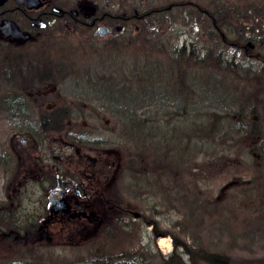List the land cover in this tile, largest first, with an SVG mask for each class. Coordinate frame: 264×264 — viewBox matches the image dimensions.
Here are the masks:
<instances>
[{"label": "rangeland", "instance_id": "374dc122", "mask_svg": "<svg viewBox=\"0 0 264 264\" xmlns=\"http://www.w3.org/2000/svg\"><path fill=\"white\" fill-rule=\"evenodd\" d=\"M94 1L57 0L56 4L65 8L75 6L76 2L80 6H90L94 4ZM105 1L114 2L116 6L123 5V9L126 11L137 7V12H142L148 7L168 2L184 3L190 0H100L99 3L102 7H105ZM191 1L203 7L205 5L208 7V3L212 1L231 2L239 13L247 12L248 8L252 7L264 10V0ZM170 13L175 31L178 32L182 29L196 36L201 33L200 20L197 18L201 15L200 13H191L189 8L183 12L174 10ZM187 13L189 14L187 15ZM190 14L191 16H189ZM186 17L192 20L191 26L180 20L186 19ZM194 20L197 21L194 22ZM143 25H145L144 30L139 32V35L143 36V43L149 39L151 41L159 39V41L170 43L168 39L171 36L163 33L158 36L153 35L154 27L147 28L145 22ZM166 26H160V30ZM89 34L86 27L82 26L58 41L45 44L50 57L57 50L64 54V62L72 70L70 74H67L66 82L75 83L77 88L80 84L95 82L98 76L116 81L123 69L127 70L132 66V63H136L142 57L143 44L141 45V42L135 47L129 43L114 45L108 43L107 40L96 42ZM129 36L128 33H125L126 38ZM185 38L188 44V41L191 40L189 35L180 36L178 44H181ZM150 52L151 50L146 54L151 55ZM154 56L157 60L159 59L156 61V64H159L162 56L157 53ZM173 66L175 69L171 68L170 70V75L173 78L166 80L167 83H163L165 84L163 87L166 88L167 85L170 92L174 89L172 82L175 81L180 65L174 63ZM181 67L183 68V64ZM182 70L189 71L187 67ZM195 72L200 74L198 69ZM231 72L221 71L219 78L222 80L217 86L218 91L216 89L218 96L223 98V101H219L220 105L227 106L228 111L226 112L234 124L232 139L228 143H224L225 147H221L225 152L222 160L208 162L204 159L196 160L193 163L189 157L184 155L175 156V152H173L175 147L183 145L179 144L181 142H176L177 136H171L174 144L170 143V147L167 146V143L165 146L160 144L163 137L155 141L158 143L156 145L153 139H150L151 130L146 133L141 128L140 132L143 137L140 141L135 140L129 136V129L124 127L123 123L120 124V116L117 115H113L111 118L106 115L100 117L98 121H93L94 123L89 122L94 125L93 129L97 130L96 138L105 141L106 147L112 150V154L117 159H121L124 164L127 161L126 168L132 178L138 180L140 177L143 178L144 186L141 190L144 191L149 205L157 204L155 208L146 209L140 206L137 209L142 212L143 220H148L153 227L152 229L151 225H146L147 231L151 229L153 231L151 238H148L145 233L141 236V233L136 230L127 233L123 226L115 222L108 226H101L96 230L78 231L73 235L61 231L53 237V244L44 246H32L28 237L21 241L17 239L14 243L13 236L5 234L0 238V264H91L92 261L108 256L110 258L113 256L115 258H131L136 261V264H213L206 260L211 255L226 260V264H264V84H257L256 80L250 79L251 77L249 78L251 83L239 81L236 75ZM141 73H143L142 69L140 75H143ZM187 76H189L188 72ZM152 77L151 73L150 78ZM200 82L202 87L206 85L202 81L197 82V92H195L198 94L195 96L198 99L197 103L202 100ZM146 83L140 80L141 85ZM114 89L116 88L114 87ZM202 89L205 91L204 87ZM258 89L262 91L258 92ZM6 90L5 85H0V95L4 94ZM121 96L123 100L130 98L125 91ZM166 101L168 102L167 99ZM175 102H177L175 104L178 105V108H181L178 111L180 114H184V108L192 111L190 102L184 104L178 103L179 101ZM105 103L103 97V104ZM111 104L114 106L113 103ZM194 107H200V103ZM241 109L243 110L241 111ZM239 111L243 114L241 117H238ZM157 113L162 114L163 111ZM148 114H152V110ZM154 116L152 118L155 120L158 116ZM7 117L0 118L1 122L6 123ZM176 118H179L180 123L177 122L179 128L176 127L175 132L182 134L184 128L181 126L185 125L184 118L179 116L174 120ZM106 120L109 122L108 126L105 123ZM174 120L172 121L176 124ZM74 123L77 126V132H79L80 119ZM162 123L165 125L167 122L163 119L159 126ZM239 123L247 125L248 128H241ZM157 129L156 127L155 132L158 134ZM10 135L11 132L8 131L7 125L0 124V144H7ZM196 145L200 147V145ZM164 151L169 153L166 157H161ZM151 154L153 159L147 157ZM140 155L143 158H139L138 163L136 158ZM0 162H3L1 158ZM155 163L159 164V172L149 173L150 167ZM140 165H143L145 171L149 170V172L141 174L140 170L139 173H135L138 170L135 171L133 166L140 168ZM2 168L0 165V185H7L11 165H5ZM1 177L5 180H2ZM192 197H196V202L192 201ZM2 199L0 193L1 203H3ZM38 210L39 208H0V234L2 231H6L2 227L9 224L8 220H26L25 215L35 216ZM25 230L27 231L28 228ZM162 239L164 243H161ZM201 253L207 258L197 256Z\"/></svg>", "mask_w": 264, "mask_h": 264}, {"label": "flooded vegetation", "instance_id": "af4514ba", "mask_svg": "<svg viewBox=\"0 0 264 264\" xmlns=\"http://www.w3.org/2000/svg\"><path fill=\"white\" fill-rule=\"evenodd\" d=\"M99 2L95 0L87 9L78 2L73 7H60L57 0H45L38 9H27L15 0H5L0 6V23L12 21L27 35L26 39H12L0 34V85L7 88L0 95V118L8 116L7 122L0 119V124L7 125L11 132L8 143L0 144L1 168L11 165L7 185H0L4 203L0 202V208H39L35 216L25 215L26 220H8L12 227L2 234L13 236L14 243L17 239L31 237L32 246L49 245L61 231L73 235L113 222L123 226L127 233L136 230L141 236L147 234L148 238L153 234L151 223L143 220L142 212L137 211L140 206L147 209L157 205H149L146 200L141 190L143 178H132L126 168L127 161L124 164L117 159L105 141L96 138L97 130L89 124L119 112L104 93L112 89L111 79L98 76L95 82L80 84L77 88L75 83L66 82L72 70L64 62V54L57 50L50 57L45 45L82 26L96 42L107 40L114 45L132 44L134 40L138 44L142 42L139 35L142 16L126 12L122 5L116 6L114 2L105 1V7ZM161 17L172 15L157 16ZM197 18L202 26L208 17L201 14ZM236 25L246 27L244 40L250 32L262 35L250 39L258 44H243V39L233 42V73L239 81L251 83V77L262 85L264 14L255 16L254 21L242 18ZM187 35L191 37L188 44L184 39L177 46L187 50L194 48L195 53L205 59L209 39L204 32ZM184 80L189 81V76ZM185 86L190 90V84ZM200 88L202 90V85ZM142 94L139 83L136 106L140 116L144 113ZM79 119L81 125L77 132L74 122ZM105 123L108 126V120ZM239 125L248 128L245 124ZM154 138L157 140L158 135ZM158 167L159 164L154 165L155 174L159 172ZM138 169L141 174L146 173L143 165ZM146 225H151L152 229L147 231Z\"/></svg>", "mask_w": 264, "mask_h": 264}, {"label": "trees", "instance_id": "16d2710c", "mask_svg": "<svg viewBox=\"0 0 264 264\" xmlns=\"http://www.w3.org/2000/svg\"><path fill=\"white\" fill-rule=\"evenodd\" d=\"M189 8V12L191 13H201L203 14L204 12L210 11V13H215L217 12L220 14V17L218 19L216 18L215 20L209 18H206L208 21L211 23L217 24L216 26L220 29V31L223 33L224 27L229 26L230 28H234L238 32H240V35H244L246 31V27H242L241 25H236V22H239L240 19H250L252 21L255 20V16H260L264 14V10L261 8L255 7V8H248L247 12L245 11L244 13H239V11L234 7V4L231 2H209L208 3V8H203L202 5L197 4L195 2L187 1V2H178V3H167V4H162V5H157L153 7H148L142 12H137V7L131 8L127 12L129 13H137L142 16V27H140V31L144 30L143 23L145 22L147 28L149 26L154 27L153 35L156 34H168V36H171L170 39H168L169 44L166 43L165 41L162 42V40H154L151 41H146L143 43L141 42L142 47V57L137 60L136 63H132V66L127 68V70H124L121 72L120 77L115 81L111 82V87L114 89L113 90V96L111 98V102L115 105L117 108L118 114L117 116H120V121L119 123L122 124L124 127L129 129V136H131L135 140L141 139L143 137L142 133L140 132V129L142 128L146 133H148V130H151V138L155 140L154 136L158 135V138H162L163 141L160 142L161 145L165 146V143H167V146H171L170 143L174 142L172 141L171 136H177V143L183 144L181 147L176 148L173 150L175 152V156H185L189 157V159L192 160L194 163L196 160H204L206 159L208 162L211 160H222L224 158V153L223 148L225 147L224 143H228L230 139H232V135L234 134L233 126L232 124V119L229 116V114L226 112L228 111L227 108L224 109L223 106L220 105L221 101L214 92L213 90H210L209 88L205 89V91L202 92V97L198 103H200V107L195 108L194 103L192 102V112L190 113L189 116H186L185 114H180L178 111L181 110V108H178V105L175 104L176 100H174V96L172 95L174 92V89L170 92L168 89V86L166 85V88L163 87V83H167L166 80H170L173 78L171 76V68L175 69L173 66L174 63L179 64V72L176 74L175 81L172 82L175 86H178L180 82L183 83L185 77L188 74L191 76V78L195 77L197 72H195L197 69L202 70L204 66V60H207L208 63L212 64L215 68L216 71L221 73V71L226 72H231L233 73V70L231 71H226L230 70L228 69L229 67L226 66V62L224 63V60L222 58V54L228 51L230 48L231 43L226 41H223L221 37L217 42L218 46H216L217 42H213V40L209 39L210 43L211 41L213 42L209 47H207V54L206 58L203 59L200 57L199 54L195 53V49L191 48L190 50L178 47V33L173 31V26L172 24L174 23L173 20H171V17H161L157 18L158 15L164 14V13H170L171 11L174 10H179V11H184L185 9ZM189 13H187L188 15ZM191 16V14L189 15ZM189 18V17H188ZM180 19L183 20V23H187L189 26H191L192 20L188 19ZM197 20H194L196 22ZM230 23V24H228ZM232 23V24H231ZM162 25H167L165 28H161L160 26ZM159 26V27H158ZM186 26V25H184ZM152 27V28H153ZM214 29V26H212ZM139 31V32H140ZM143 35V34H142ZM155 36V38H156ZM225 37H231L229 34H226ZM154 38V37H153ZM143 40V36H142ZM151 41V42H150ZM155 41V42H154ZM138 43L136 40L132 43V46H137ZM157 47V48H156ZM151 50V55L146 54V52ZM158 51V52H157ZM145 52V54H144ZM155 52L159 55L162 56V59H160L159 64H156L157 58H155ZM224 52V53H223ZM181 64H183V68L187 67L189 71L182 70L183 68L181 67ZM167 65V66H165ZM228 67V68H227ZM142 72L140 75V72ZM147 69V71H146ZM145 70V72H144ZM211 69L205 70L207 74H212L210 71ZM133 71H135L133 73ZM185 71V72H184ZM151 73L153 74V77H151ZM140 75V76H139ZM199 75V74H198ZM197 75V76H198ZM142 76V77H141ZM156 79H155V78ZM154 78V79H153ZM140 80L143 82H147L146 84H142V90H143V109L144 112L142 116L138 115L137 113V99L136 95L139 90V83ZM117 86V87H116ZM211 86V85H209ZM219 86L216 85V87ZM209 89V90H208ZM124 91L127 92V94L130 96V98L123 100L122 96L124 94ZM197 92V90H196ZM173 97V98H172ZM168 100V102L166 101ZM223 101V98H221ZM225 100V99H224ZM184 102V103H188ZM191 102V101H190ZM136 103V104H134ZM179 103V102H178ZM183 103V104H184ZM197 103V102H196ZM222 103V102H221ZM225 107V106H224ZM154 108H157L159 112L162 110L163 113L160 114L161 116L157 117L155 120L152 118V114H148L149 112H153ZM146 109V110H145ZM171 111V112H170ZM173 111V112H172ZM174 113V114H173ZM183 117L184 123L181 127L183 129V133L178 134L176 131V127L179 128V123L180 121L179 118L175 117ZM155 117V116H154ZM169 117V118H168ZM174 117V118H172ZM166 120L167 123L165 125L159 126L161 121ZM176 124L173 123L172 120ZM178 122V124H177ZM174 124V125H173ZM167 125V126H166ZM169 126V128H168ZM173 126V127H172ZM158 128V134L155 132V128ZM162 134H161V132ZM174 131V132H173ZM176 133V135H174ZM160 134V135H159ZM179 137H181L179 139ZM176 138V137H175ZM196 144L200 145L198 147ZM168 151H164L161 155L166 157L168 155ZM174 156V155H173ZM148 158H152L153 156L151 154L147 156ZM139 158H143L142 155L138 156L136 158L139 163ZM156 165V164H155ZM134 170H138L139 173V166L138 168L134 167ZM194 168V167H193ZM154 169V164L153 166L150 167V172L149 170L146 171V173H152ZM147 179V178H146ZM196 197H192V201L196 202ZM9 223V221L7 222ZM12 226H9L7 224L2 227L3 229H6L4 232H8L11 229ZM3 233V231H2ZM0 234V238L3 234ZM11 236V235H10ZM30 240L31 237H28ZM201 255V256H200ZM200 255H197L201 258H207L202 253ZM206 260L209 262H213V264H226V260L221 259L219 256L211 255L209 256ZM91 264H136V261L131 258H126V257H119L115 258L114 256L110 258L108 257H101L95 261H92Z\"/></svg>", "mask_w": 264, "mask_h": 264}, {"label": "bare ground", "instance_id": "6f19581e", "mask_svg": "<svg viewBox=\"0 0 264 264\" xmlns=\"http://www.w3.org/2000/svg\"><path fill=\"white\" fill-rule=\"evenodd\" d=\"M123 6V5H122ZM203 8H207V9H209L206 5L203 7ZM125 10V9H124ZM128 11V10H127ZM126 11V12H127ZM136 13V12H135ZM137 14V13H136ZM139 15V14H138ZM203 15H205V16H207L208 18L210 17L211 19H213V20H215L216 18L218 19V17H220V14H218L217 12H215V13H210V11H208V13L207 12H204L203 13ZM139 16H141V15H139ZM228 24H230V23H228ZM232 24V23H231ZM217 24H214V23H211L210 21H206V24H204V25H199V27H200V29H201V32H204V34H205V36L208 38V39H211V40H213V42H217L220 38H218V37H221V39H223V41H228V42H230L231 43V45H230V48L228 49V51L227 52H223L224 54H222V58H223V60L226 62V66H228L227 68L228 69H230V70H234V68H235V65L233 64V61H234V59H233V57H232V54H231V51H232V47H233V42H235V41H238V40H242L243 39V37H245V35H240L241 33L240 32H238L237 30H235L234 28H230L229 26H227V27H224V30H223V33L220 31V29L216 26ZM212 26H214V29L212 28ZM141 27H142V22H141ZM178 33V38L180 37V36H182V35H185V37H186V35L188 34L187 33V31L186 30H180L179 32H177ZM187 33V34H186ZM182 34V35H181ZM226 34H229L231 37L229 38V37H225V35ZM262 34H260V33H252V32H250L249 34H248V36L246 37V39L244 40H242L243 41V44H246V43H248V42H250V43H255V44H258V42H255V41H250V39L252 38H255V37H257V36H261ZM134 39H136L135 37H134ZM186 39V38H185ZM212 41H211V43H210V41H208V43H207V47H209L212 43H213ZM216 46H218V42L216 43ZM203 69L202 70H200V74L198 75V74H196V78L195 77H193V78H191V76L189 75V81H186V80H184L183 81V83H180L175 89H174V92H173V96H174V100L176 99V101H179V103H184V102H187V101H191L190 102V104H192V102L194 103V106H196L198 103H196L197 102V100L198 99H196L195 98V96L196 95H198L197 93H195L196 92V85H198V81H202L203 83H205L206 85H204L203 87L205 88V89H207V88H210V90H213L212 92H214V94H216L217 95V97L220 99V100H222L221 98V96H218V93H217V91H218V87H216V85H218L219 84V81H221L222 79H220L219 78V75H220V73L218 72V71H216V68L212 65V64H210V63H208V61L207 60H204V66L202 67ZM211 69L210 71L212 72V74L213 75H211V74H207V72L205 71V70H207V69ZM216 73H215V72ZM197 81V82H196ZM188 84H190V90H186L185 89V85H188ZM200 84H201V82H200ZM101 87H103L104 85H102V84H99ZM202 85V84H201ZM209 85H211V86H209ZM195 86V87H194ZM209 86V87H208ZM216 89H217V91H216ZM113 88L112 89H107L106 90V92H104L105 94H106V97L111 101V98H112V96H113ZM203 90V89H202ZM201 90V91H202ZM203 92H204V90H203ZM136 99H137V94H136ZM246 99V98H245ZM143 101V99L141 98L140 99V101ZM224 109H226L227 108V106H225V107H223ZM155 109V111H153L152 112V116H154V115H156V116H158L159 114L157 113V108H154ZM192 110V109H191ZM243 109H241V111H242ZM241 111H239V115L240 116H242L243 114H242V112ZM159 112V111H158ZM183 112H184V114L186 115V116H189L190 115V113L192 112V111H190V110H187V108L185 109H183ZM237 114V115H238ZM238 115V117H240ZM160 116V115H159ZM154 120V119H153ZM155 141L156 140H153V142L155 143ZM156 145L158 144V143H155ZM161 243H164V241H163V239L161 240Z\"/></svg>", "mask_w": 264, "mask_h": 264}, {"label": "water", "instance_id": "95a60500", "mask_svg": "<svg viewBox=\"0 0 264 264\" xmlns=\"http://www.w3.org/2000/svg\"><path fill=\"white\" fill-rule=\"evenodd\" d=\"M45 0H15L16 3L25 6L27 9H38L43 5ZM5 2V0H0V6ZM87 9L88 7L85 6ZM56 11H59V8H55ZM14 22L5 20L0 23V34L6 38L12 39H26L27 35L20 31ZM102 35L104 33H101Z\"/></svg>", "mask_w": 264, "mask_h": 264}]
</instances>
